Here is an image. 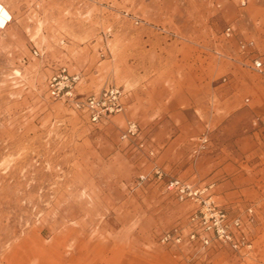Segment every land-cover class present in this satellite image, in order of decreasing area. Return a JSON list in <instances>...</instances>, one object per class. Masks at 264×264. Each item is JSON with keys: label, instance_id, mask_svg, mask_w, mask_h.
Instances as JSON below:
<instances>
[{"label": "rangeland", "instance_id": "obj_1", "mask_svg": "<svg viewBox=\"0 0 264 264\" xmlns=\"http://www.w3.org/2000/svg\"><path fill=\"white\" fill-rule=\"evenodd\" d=\"M0 2V264H264V0ZM62 66L79 93L122 88L123 111L52 98ZM156 169L213 182L251 246L190 240L198 206Z\"/></svg>", "mask_w": 264, "mask_h": 264}, {"label": "built area", "instance_id": "obj_2", "mask_svg": "<svg viewBox=\"0 0 264 264\" xmlns=\"http://www.w3.org/2000/svg\"><path fill=\"white\" fill-rule=\"evenodd\" d=\"M225 34H230V27L225 29ZM244 46L245 43L242 44V47ZM253 66L260 71L261 61L254 60ZM80 80L81 76L78 72H69L66 67L62 66L48 77V92L52 98L66 99L75 109L84 112L91 123H98L123 111L122 88L116 85H106L95 93H79L77 84ZM138 133L137 122L128 119L121 136L123 139H127L137 136ZM205 141L206 138H203L202 142ZM142 145V143L139 144L140 147ZM154 176L161 182L163 188L171 192L176 199L191 201L198 206L190 215V220L197 225V230L189 232L190 240H197L200 244L207 245L212 239H216L234 250L251 246V242L241 229V219L230 217L226 210L214 203L207 193L210 186L193 184L174 176L163 179V173L159 169L154 171ZM139 178L142 180L144 176L141 175ZM180 239V231L178 228H173L164 232L160 241L168 243L178 242Z\"/></svg>", "mask_w": 264, "mask_h": 264}, {"label": "bare ground", "instance_id": "obj_3", "mask_svg": "<svg viewBox=\"0 0 264 264\" xmlns=\"http://www.w3.org/2000/svg\"><path fill=\"white\" fill-rule=\"evenodd\" d=\"M11 19V14L4 4L0 2V30L5 28L9 20Z\"/></svg>", "mask_w": 264, "mask_h": 264}, {"label": "crops", "instance_id": "obj_4", "mask_svg": "<svg viewBox=\"0 0 264 264\" xmlns=\"http://www.w3.org/2000/svg\"><path fill=\"white\" fill-rule=\"evenodd\" d=\"M188 180H190V179H188ZM191 181H192V180H191ZM194 183H196V184H198V185H201V186H210V187H209V190H208V192H210V193H211V191L213 190V186H214V183H213V182L197 183L196 181H194Z\"/></svg>", "mask_w": 264, "mask_h": 264}]
</instances>
